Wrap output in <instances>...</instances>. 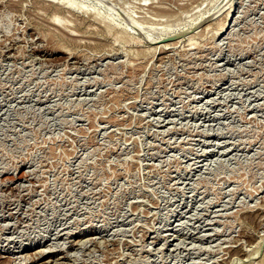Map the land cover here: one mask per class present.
<instances>
[{"label": "rangeland", "instance_id": "rangeland-1", "mask_svg": "<svg viewBox=\"0 0 264 264\" xmlns=\"http://www.w3.org/2000/svg\"><path fill=\"white\" fill-rule=\"evenodd\" d=\"M72 1L0 0V264H264V0Z\"/></svg>", "mask_w": 264, "mask_h": 264}, {"label": "bare ground", "instance_id": "bare-ground-1", "mask_svg": "<svg viewBox=\"0 0 264 264\" xmlns=\"http://www.w3.org/2000/svg\"><path fill=\"white\" fill-rule=\"evenodd\" d=\"M42 1V0H41ZM47 1V0H46ZM230 1H232V0H229L228 2L230 3ZM49 2L51 3L50 5H48V8H52V9H54L55 10V12H56V14L57 13H60L63 9H65V8H68V9H70L71 10V8H72V10H74L73 8H77V5H76V3L77 2H75V1H72V2H64V0H49ZM48 2V3H49ZM44 3V2H43ZM45 3H47V2H45ZM44 3V4H45ZM229 5V4H228ZM224 7H226V6H224ZM85 8V7H84ZM199 8V7H198ZM197 8V9H198ZM163 9V8H162ZM195 9V8H194ZM221 9V8H220ZM53 10V11H54ZM67 10V9H66ZM125 10V9H124ZM160 10V12H162V13H165L164 11H162L161 9H159ZM221 11V10H220ZM69 12V11H68ZM71 12V11H70ZM83 12V11H82ZM159 12V11H158ZM190 12V11H189ZM66 13V12H65ZM55 13L53 14L54 16H53V20H54V22L55 23H57V24H60V23H62V18H60V17H57V16H55L56 15ZM207 14V13H206ZM128 15H129V13H128ZM158 15V14H157ZM163 16H164V14H162ZM214 15H216V14H214ZM67 16H69V15H67ZM204 16H205V14H201L200 16H198L196 19H194V21L197 23V22H202L203 21V19H204ZM165 17V16H164ZM208 18V17H207ZM211 18V17H210ZM52 19V18H51ZM98 19V18H97ZM234 14L232 13V6H230L229 7V9H228V11H227V13H226V15H225V17H224V20H223V22H222V24H221V26H219L218 28L219 29H217V33H216V36H222L225 32H224V30H225V28H226V26L229 24L230 25V23H232L234 20ZM65 21V20H64ZM109 21V20H108ZM228 21H229V23H228ZM66 22V21H65ZM169 23V22H168ZM173 23V22H172ZM56 24V25H57ZM71 24V23H70ZM107 24V23H106ZM62 25V24H61ZM66 25V24H65ZM63 26V25H62ZM110 26V25H109ZM113 26V25H112ZM111 26V27H112ZM64 27V26H63ZM66 27V26H65ZM161 27V26H160ZM168 27V26H167ZM228 27V26H227ZM68 28V27H67ZM107 28H109V27H107ZM208 28H209V26L206 28L207 30H208ZM51 29V28H50ZM109 30V29H108ZM142 30H146L145 32H146V34H154V35H157L158 36V39H154L155 40V42L157 43V42H160L161 40H164V39H167V37H173V35L175 34L177 37H178V35H180V33L178 32V31H172L171 29L169 30L168 28L166 29L165 27L164 28H156L155 29V27L154 28H151V29H147V28H142ZM105 31V30H104ZM85 32V31H84ZM87 32V31H86ZM120 33V32H119ZM159 35H161V37L159 36ZM92 36V35H91ZM90 36V37H91ZM61 37V36H60ZM80 37V36H79ZM79 37H77V38H79ZM160 37V38H159ZM64 38V37H63ZM75 38V37H74ZM73 38V39H74ZM86 38H88V37H86V36H82V37H80L79 39H76V40H81V39H86ZM74 39V40H75ZM89 39V38H88ZM91 39V38H90ZM69 40V39H68ZM93 40V39H92ZM71 41H73V40H71ZM95 42V41H94ZM83 43V42H82ZM174 44V43H173ZM172 45V44H171ZM157 46H159V45H157ZM165 48L166 47H169V45L167 46V45H163ZM162 46V47H163ZM64 47V46H63ZM162 47H161V50H163L164 51V47H163V49H162ZM159 48H160V46H159ZM142 65V64H141Z\"/></svg>", "mask_w": 264, "mask_h": 264}]
</instances>
